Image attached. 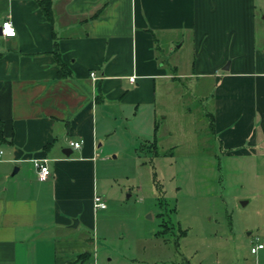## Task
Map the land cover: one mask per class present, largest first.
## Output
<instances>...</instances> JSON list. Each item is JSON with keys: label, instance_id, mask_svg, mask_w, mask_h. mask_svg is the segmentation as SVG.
Returning a JSON list of instances; mask_svg holds the SVG:
<instances>
[{"label": "crops", "instance_id": "0c3cea01", "mask_svg": "<svg viewBox=\"0 0 264 264\" xmlns=\"http://www.w3.org/2000/svg\"><path fill=\"white\" fill-rule=\"evenodd\" d=\"M258 11L256 0H0V25L9 16L16 29L0 33V264H101L98 160L135 136L157 146L182 78L211 79L224 153L264 156ZM185 43L183 71L168 60ZM35 158L48 159L46 180Z\"/></svg>", "mask_w": 264, "mask_h": 264}, {"label": "rangeland", "instance_id": "374dc122", "mask_svg": "<svg viewBox=\"0 0 264 264\" xmlns=\"http://www.w3.org/2000/svg\"><path fill=\"white\" fill-rule=\"evenodd\" d=\"M191 59L185 43L168 62L184 71ZM181 80L165 94L156 148L135 136L134 149L98 160L100 263L264 264V247L250 251L264 243V156L224 153L209 128L211 79Z\"/></svg>", "mask_w": 264, "mask_h": 264}, {"label": "built area", "instance_id": "2783aa9c", "mask_svg": "<svg viewBox=\"0 0 264 264\" xmlns=\"http://www.w3.org/2000/svg\"><path fill=\"white\" fill-rule=\"evenodd\" d=\"M1 33L5 36H14L16 33V29L9 19V16H6L5 19L1 23ZM264 71V70H263ZM134 76H130L129 80L133 81ZM71 146L73 147H78L80 146V141H71L70 142ZM2 151L0 149V155ZM34 167L36 169V174L39 180H46L50 174L51 170L48 164V159L47 158H35L33 160ZM93 205L96 208H104L106 206L105 200L102 199L98 194H95L93 197ZM264 247L263 242H257L256 244H253L250 247L251 253H256L259 249Z\"/></svg>", "mask_w": 264, "mask_h": 264}, {"label": "trees", "instance_id": "16d2710c", "mask_svg": "<svg viewBox=\"0 0 264 264\" xmlns=\"http://www.w3.org/2000/svg\"><path fill=\"white\" fill-rule=\"evenodd\" d=\"M45 14L47 15V16H49V13H48V11H47V9H45ZM2 139V133H1V122H0V140ZM152 144H153V146L156 148L157 146L155 145V143H153L152 142Z\"/></svg>", "mask_w": 264, "mask_h": 264}, {"label": "water", "instance_id": "95a60500", "mask_svg": "<svg viewBox=\"0 0 264 264\" xmlns=\"http://www.w3.org/2000/svg\"><path fill=\"white\" fill-rule=\"evenodd\" d=\"M0 33H1V25H0ZM68 150L69 149H63V152L66 153V154H68L69 153Z\"/></svg>", "mask_w": 264, "mask_h": 264}]
</instances>
